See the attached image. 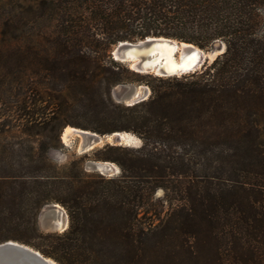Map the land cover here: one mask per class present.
<instances>
[{
  "label": "trees",
  "instance_id": "obj_1",
  "mask_svg": "<svg viewBox=\"0 0 264 264\" xmlns=\"http://www.w3.org/2000/svg\"><path fill=\"white\" fill-rule=\"evenodd\" d=\"M147 36L225 51L176 77L113 56ZM126 83L151 95L119 102L113 89ZM0 100L22 128L0 143V242L58 264H264V0H0ZM68 125L142 144L94 152L117 176L82 158L60 168L49 153ZM53 202L69 226L43 232Z\"/></svg>",
  "mask_w": 264,
  "mask_h": 264
},
{
  "label": "rangeland",
  "instance_id": "obj_2",
  "mask_svg": "<svg viewBox=\"0 0 264 264\" xmlns=\"http://www.w3.org/2000/svg\"><path fill=\"white\" fill-rule=\"evenodd\" d=\"M135 41H137V40H134L133 42H135ZM118 45L119 44L113 46L112 52L115 51V49ZM143 49H148V48L145 47ZM204 50L207 53H214V58H212L211 55L210 56L207 55L208 56L207 60L204 62L203 66H200L198 68V70H201L202 68H204V66L211 64L213 62V60L218 55L222 54L221 52L225 51V44L223 42H216L212 48L204 49ZM181 52H182V50L181 51L178 50L175 57L176 58L179 57V55H181ZM113 56L116 58V55L113 54ZM140 58H141V60H144L145 54H142L140 56ZM118 60H120V59H118ZM120 61L123 64L132 68L129 62L122 61V60H120ZM147 73H150L154 76L158 75L152 71L147 72ZM187 74H189V73H187ZM183 75H185V74H183ZM183 75H180V76H183ZM159 76H161V75H159ZM176 76H179V75H173L172 77H176ZM166 77H168V76H166ZM137 85L148 86L145 83H126V84L117 85L113 89L114 98L118 101V99L116 97V94L118 92H124V91L128 90L131 86H137ZM18 114H19V111L16 112V108L14 105L11 106L10 104L4 103L0 100V143L7 141L9 139H12L13 138L12 135H20L21 134L22 128H21V126H19L20 121H19V115ZM70 126H72V125H70ZM73 127H75V126H73ZM76 128H80V127H76ZM80 129H84V128H80ZM85 130L95 132V133H98V134L104 136V142L97 145L94 149L82 153L79 151V146L82 142V135L80 133H78L77 131H74L73 132L74 134L72 133L71 136L69 137V139L64 140L62 137L63 145L61 147H59L57 149H53L50 151L49 157L52 160V162L54 164H56L58 167L64 168L72 160L82 158L84 160V161H82L83 165L87 171L100 172V173H103L104 175H107V176L120 175L121 168L117 163H115L111 160H96L94 158V152L97 149L106 145L107 143L120 144V141H118L117 135H114L115 132H113V133H100V132L94 131L92 129H85ZM117 132H119V131H117ZM129 133L134 135L133 139H131L129 142L128 141L126 142L125 140L122 139L121 144L126 145V146H130V147H139L142 144V139L139 136H137L136 134H134L133 132H129ZM106 161L113 164V168H111V170H106V169H103L102 167H100V163H103ZM95 163H99V167H97L95 165ZM155 200H156V203L158 204V206L160 208H162L163 213L165 214V212L169 209V202L167 201L165 191L162 188L157 190L156 195H155ZM56 204H59L61 206L62 211L59 210V207H57ZM63 214L65 216L67 215V217L69 219L68 211L62 204L54 203V202L46 204L41 209V212H40L39 217H38L39 229L43 232H62V229L57 228L56 224L60 221V219H63Z\"/></svg>",
  "mask_w": 264,
  "mask_h": 264
},
{
  "label": "water",
  "instance_id": "obj_3",
  "mask_svg": "<svg viewBox=\"0 0 264 264\" xmlns=\"http://www.w3.org/2000/svg\"><path fill=\"white\" fill-rule=\"evenodd\" d=\"M163 41H166L168 43L177 42L179 46H181L183 43L186 44V46L182 47V51L193 49L194 47H198L200 50L205 51L203 48L193 43L180 41L172 37L147 36L143 39H138L135 42L129 41V40L120 41L118 43L119 45L116 47L115 51H113L112 53L116 55V52H118L119 55H124L125 54L124 51L127 47H130L133 45H137V47L139 48L149 47L156 42H163ZM177 52L178 51L175 52V55L177 54ZM223 52L224 51H222L221 53ZM159 63H157L154 66V68H156L157 65H159ZM203 65L204 63L201 66ZM196 70H198V68ZM196 70L187 71V72L182 73L181 75L187 74V73H190ZM150 95H151V89L149 88V86L137 85V86H131L128 90L124 92H118L116 94V97L118 101L123 102L127 105H132L140 101H143L145 99H148ZM77 132L82 135V142L79 146V151L82 153L90 151L94 149L97 145L104 142V136L98 133L91 132L85 129H81L80 131H77ZM117 138L121 144V141L123 139L122 136L118 134ZM95 165L99 167V163H95ZM68 223H69V219H68ZM68 226L69 224L62 231L67 229ZM0 264H58V262L54 258L45 255L39 249L31 245L11 239V240H7L4 242H0Z\"/></svg>",
  "mask_w": 264,
  "mask_h": 264
},
{
  "label": "bare ground",
  "instance_id": "obj_4",
  "mask_svg": "<svg viewBox=\"0 0 264 264\" xmlns=\"http://www.w3.org/2000/svg\"><path fill=\"white\" fill-rule=\"evenodd\" d=\"M183 46H186V44L183 43L179 46L177 42L168 43L166 41L156 42L146 47L148 49H143L145 47L139 49L137 45H133L125 49L124 55H119L118 52H116V58L129 62L134 70L142 73L152 71L161 76L181 75L184 72L196 70L207 60V55H211V57L214 58V53H207L206 51L200 50L198 47L183 50L181 55L176 58L175 52L178 50L181 51ZM142 54H145L144 60L140 58ZM157 63H159V65L154 68ZM80 130L81 129L69 125L64 129L62 137L64 140H67L74 131ZM118 134H120L126 142H129L134 137L133 134L126 131L114 133V135ZM100 167L111 170L113 164L106 161L100 163ZM56 206L62 211L59 204H56ZM68 224V217L63 214V219H60L56 227L63 230Z\"/></svg>",
  "mask_w": 264,
  "mask_h": 264
}]
</instances>
